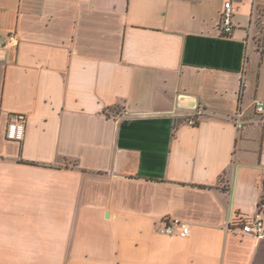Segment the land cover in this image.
<instances>
[{"label":"crops","instance_id":"crops-1","mask_svg":"<svg viewBox=\"0 0 264 264\" xmlns=\"http://www.w3.org/2000/svg\"><path fill=\"white\" fill-rule=\"evenodd\" d=\"M226 1L0 0V264H264L226 229L264 200V0L223 36Z\"/></svg>","mask_w":264,"mask_h":264},{"label":"built area","instance_id":"built-area-1","mask_svg":"<svg viewBox=\"0 0 264 264\" xmlns=\"http://www.w3.org/2000/svg\"><path fill=\"white\" fill-rule=\"evenodd\" d=\"M233 16V0H228L224 4L221 15V33L223 36H230L233 33L235 29ZM17 42V34L15 32L10 33L8 37V44L16 45ZM244 86H246L245 83ZM254 107L258 114H264L263 100H256ZM238 115L241 116L240 111ZM185 121L191 126H197L201 121V116L200 114L194 112L186 116ZM26 125L27 118L25 115L18 114L11 116V120L7 128V138L12 141H23L25 137ZM226 229L227 231H232L234 233L262 238L264 236V200L260 202L256 212L252 216L236 217L231 219L227 223ZM158 232L165 236H186L189 233V225L181 219L168 217L161 220V226L158 228Z\"/></svg>","mask_w":264,"mask_h":264},{"label":"rangeland","instance_id":"rangeland-1","mask_svg":"<svg viewBox=\"0 0 264 264\" xmlns=\"http://www.w3.org/2000/svg\"><path fill=\"white\" fill-rule=\"evenodd\" d=\"M262 16L259 18L257 22L258 26V34L254 38V44L256 45L255 48L264 53V8L260 10Z\"/></svg>","mask_w":264,"mask_h":264},{"label":"water","instance_id":"water-1","mask_svg":"<svg viewBox=\"0 0 264 264\" xmlns=\"http://www.w3.org/2000/svg\"><path fill=\"white\" fill-rule=\"evenodd\" d=\"M177 107L180 109L196 110L199 104L196 102V99L187 98V96L182 95L177 102Z\"/></svg>","mask_w":264,"mask_h":264}]
</instances>
